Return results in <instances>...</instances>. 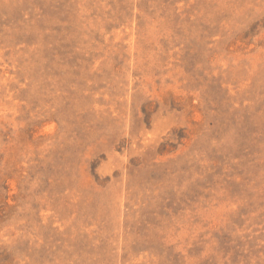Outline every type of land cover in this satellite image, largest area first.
<instances>
[{"label":"rangeland","instance_id":"374dc122","mask_svg":"<svg viewBox=\"0 0 264 264\" xmlns=\"http://www.w3.org/2000/svg\"><path fill=\"white\" fill-rule=\"evenodd\" d=\"M0 264H264V0H0Z\"/></svg>","mask_w":264,"mask_h":264}]
</instances>
